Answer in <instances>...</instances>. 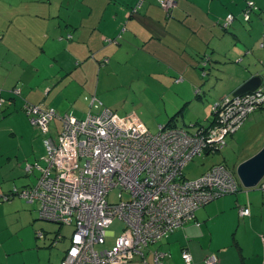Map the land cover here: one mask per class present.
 <instances>
[{
  "label": "crops",
  "instance_id": "1",
  "mask_svg": "<svg viewBox=\"0 0 264 264\" xmlns=\"http://www.w3.org/2000/svg\"><path fill=\"white\" fill-rule=\"evenodd\" d=\"M137 2L0 0V264H59L74 231L73 225H60L51 236L40 213L41 203L13 192L37 184L40 170L28 173L26 165H45L44 138L57 142L62 125L54 119L50 132L44 134L31 124L24 108L27 103L84 118L93 112L92 99L113 87L117 79L113 62L132 61L131 52L138 66H156L160 80L165 78L172 92L184 100L197 89L204 91L198 65L206 54L213 62L208 90L227 83L220 93L223 98L260 75L264 18L259 13L261 20L256 18L246 34L240 24L246 0H175L170 14L156 0H146L135 11ZM229 13L236 19L231 31H224L217 21ZM255 44L263 47L258 51ZM233 63L239 69L230 71ZM16 89L19 92L14 94ZM260 185L242 186L237 194L220 196L198 209L194 220L152 243L154 260L185 264L182 252L188 249L194 264H205L209 255H215L219 264H264V188ZM244 206L250 208V215H240ZM249 233L250 252L244 241ZM145 260L149 264L146 256Z\"/></svg>",
  "mask_w": 264,
  "mask_h": 264
},
{
  "label": "built area",
  "instance_id": "2",
  "mask_svg": "<svg viewBox=\"0 0 264 264\" xmlns=\"http://www.w3.org/2000/svg\"><path fill=\"white\" fill-rule=\"evenodd\" d=\"M160 2L166 10L176 5L175 0ZM256 8L254 1L247 2L246 20ZM233 20L234 15L228 14L223 26L229 27ZM2 101L0 95V105ZM262 107L264 81L253 92L223 98L214 107L217 119L209 128L190 133L160 125L153 133L135 114L122 117L105 108L78 118L27 103L24 108L31 124L44 134L50 132L52 120L59 119L62 125L57 142L44 138L45 165H26L28 173L40 170L37 184L15 192L27 201L40 202L43 218L74 226L59 264H132L139 259L146 264L144 247L194 220L197 210L212 200L240 190L236 172L224 163L191 179L184 169L196 156L222 149L226 137ZM260 186L264 188V183ZM116 188L120 201L110 202L109 194ZM123 193L129 198L124 199ZM240 214L250 215V208L241 207ZM116 218L125 222V228L107 247V229ZM182 258L185 264H194L188 249ZM156 264H161L158 257ZM205 264L219 262L209 255Z\"/></svg>",
  "mask_w": 264,
  "mask_h": 264
},
{
  "label": "rangeland",
  "instance_id": "3",
  "mask_svg": "<svg viewBox=\"0 0 264 264\" xmlns=\"http://www.w3.org/2000/svg\"><path fill=\"white\" fill-rule=\"evenodd\" d=\"M247 1L248 0H246L245 4H247ZM253 1L260 8V11L252 13L251 21H246L244 12H241L242 18L240 19V24L243 25L246 34H249L247 30L251 31V26L254 24L256 18L260 19L258 16L259 13L262 15V18H264V0ZM255 45L258 51L261 50L262 47L260 48L258 46L259 44ZM133 54L134 53L131 52L129 55L132 61L125 62L126 60H122V62H113L112 71L116 74L115 76L117 79L113 80L114 84L110 90L106 92L101 91L95 99H92V101L95 102L93 112L98 113L108 108L122 117L135 114L153 133L158 132L159 126L165 125L169 117L179 110L185 102L186 106L177 116V125L179 127L190 126V124L196 121L207 123L213 120L212 107L223 98V96H220V93L225 86H228L227 83H221L222 86H218V88L212 86L211 89L208 90L210 86H207V82H209L212 77L209 75V77L205 78L201 86H205V92L201 94L202 98L198 97L196 92H194L192 93V98L189 100L180 99L177 93L172 92L173 88L168 87L165 78L160 80L161 75L157 74L156 66L146 64L138 66L139 62L134 60ZM122 57L124 59L126 56L123 55ZM259 61L261 64H264L263 59ZM233 64L235 65L234 69L230 68V71L236 70V68L239 69L237 64ZM258 66L261 67L259 70L260 75L264 76V67L260 64ZM234 82L237 84L240 83V80L237 79ZM230 95L231 94H229V97ZM81 101L80 103L85 105L87 102L86 96L82 98ZM56 122L57 121L53 122L52 125L56 124ZM239 129V131L237 130L234 134L226 137L227 145L222 149L196 156L191 160L184 169L185 176L190 179L199 177L206 172L212 164L220 162H225L229 168L236 172L239 163L254 155L258 149L264 145V107L249 114ZM119 192L120 190L117 188L110 192V202L120 201ZM123 198L128 199L129 195L123 193ZM44 222H46L49 227L46 228V231L50 233L51 236H55L60 224L49 220H44ZM63 228H66L65 225H63ZM124 228L125 222L122 219L116 218L113 221L107 229L110 233V235L107 236V247L114 244L116 238L122 233ZM71 232L70 230V235L68 232L64 234L71 236ZM60 233L63 234L62 231ZM244 237V241L247 243L246 251L250 252L252 249V236L249 233ZM152 245L153 244H149L144 247L143 251L148 263L156 264L153 253L149 250L152 249ZM262 255H264V252ZM140 264H145V262L142 260Z\"/></svg>",
  "mask_w": 264,
  "mask_h": 264
},
{
  "label": "water",
  "instance_id": "4",
  "mask_svg": "<svg viewBox=\"0 0 264 264\" xmlns=\"http://www.w3.org/2000/svg\"><path fill=\"white\" fill-rule=\"evenodd\" d=\"M263 83L261 75L252 76L233 93V96L257 90ZM236 174L245 188H255L259 186L264 179V146L254 155L239 163L236 168ZM140 264V263H132Z\"/></svg>",
  "mask_w": 264,
  "mask_h": 264
},
{
  "label": "trees",
  "instance_id": "5",
  "mask_svg": "<svg viewBox=\"0 0 264 264\" xmlns=\"http://www.w3.org/2000/svg\"><path fill=\"white\" fill-rule=\"evenodd\" d=\"M146 0H143L141 3H140V0H138V2H137V4L134 6V10L135 11H137V10H139V8H141V6L143 5V3L145 2ZM157 2H158V4L167 12V14H170V13H172V9L175 7H172L170 10H166L164 7H163V5H162V3L160 2V0H156ZM253 1V0H252ZM246 6H247V4H246ZM245 9H246V7H245ZM134 11V12H135ZM245 11V10H244ZM256 11H260V8L257 6V8L254 10V11H252V13L253 12H256ZM252 13H251V15H250V19L249 20H246V21H250L251 20V16H252ZM230 14V13H229ZM231 14H233V13H231ZM234 15V14H233ZM227 16H228V14L224 17V18H222V20H218L217 21V23L220 25V27L224 30V31H228L231 27H232V25H233V23H234V21H235V19H236V16L234 15V20H233V22H232V24L229 26V27H224L223 26V22H224V20L227 18ZM264 36V35H263ZM262 47H263V44H262ZM212 58H211V56L209 55V54H206V55H204V56H201L200 57V59H199V65H198V68L200 69V72H201V77L205 80V78H207V77H209V75H211V69H212ZM182 80V78H179V79H177V81L179 82V81H181ZM19 92V91H18ZM18 92H15V91H13V93L14 94H17ZM202 92H204L203 90L201 91V89H197L196 90V94H197V96L198 97H200V98H202ZM233 96V94H231L230 95V97H232ZM221 100H223V98L221 99ZM221 100H219L217 103H215L214 105H213V107H212V111H213V120L212 121H210L209 123L207 122V123H198V124H195V123H193V124H190V126L188 125V126H186V127H180V128H183V129H185L186 131H188V132H190V133H196V132H198V130H200V128H209V127H211V126H213L214 124H215V122H216V119H217V115L215 114V110H214V107H215V105L216 104H218ZM186 106V102H185V104L179 109V110H177L176 112H174L170 117H169V119H168V121L166 122V124L164 125V126H172V127H179L178 125H177V116L182 112V110L184 109V107ZM25 107V106H24ZM192 128V129H191ZM206 154H208V153H206ZM219 164V163H218ZM225 164V163H224ZM215 165V164H214ZM242 188V186L240 187V189ZM240 191V190H239ZM238 191V192H239ZM13 192H15L14 190H13ZM237 192V193H238ZM236 193V194H237ZM231 195H234V194H231ZM5 196H8V195H5ZM4 196V197H5ZM23 198V197H22ZM36 202H38V201H36ZM40 203V202H39ZM73 234V233H72ZM72 237V236H71ZM152 244V243H151ZM193 261H194V259H193ZM185 263V262H184Z\"/></svg>",
  "mask_w": 264,
  "mask_h": 264
},
{
  "label": "clouds",
  "instance_id": "6",
  "mask_svg": "<svg viewBox=\"0 0 264 264\" xmlns=\"http://www.w3.org/2000/svg\"><path fill=\"white\" fill-rule=\"evenodd\" d=\"M237 175V174H236ZM238 177V176H237ZM242 185V184H241ZM243 186V185H242Z\"/></svg>",
  "mask_w": 264,
  "mask_h": 264
}]
</instances>
